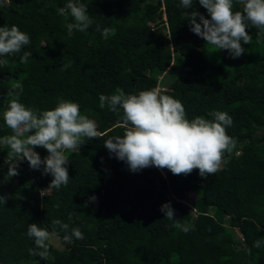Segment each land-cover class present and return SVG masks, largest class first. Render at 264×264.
<instances>
[{"label": "trees", "instance_id": "1", "mask_svg": "<svg viewBox=\"0 0 264 264\" xmlns=\"http://www.w3.org/2000/svg\"><path fill=\"white\" fill-rule=\"evenodd\" d=\"M67 2L0 0V27L15 25L30 37L21 53L0 57L9 61L0 66V137L12 134L3 112L15 84L22 87L26 107L45 111L61 99L78 103L100 133L74 153L65 152L68 185L50 191L54 177L43 175V166L31 169L26 159L19 174L9 176L15 160L6 163L8 149L0 145V196L8 197L0 203V264H264V35L249 26L252 40L242 42L245 51L235 59L206 45L184 14L199 11L210 19L198 0L190 9L180 7L181 0H80L93 24L70 33L66 24L75 21L57 11ZM242 10L234 0L233 12ZM96 25L115 28L116 34L104 38ZM160 30L168 35L154 36ZM24 52L32 53L27 64L20 63ZM157 86L183 104L190 121L211 120L213 111L232 117L226 133L236 148L225 152L214 175L201 177L198 169L174 175L156 167L165 175L156 178L148 168L133 173L104 147L127 129L122 113L99 107V96ZM35 151L42 160L49 155L42 147ZM190 191L196 195L191 208L182 203ZM93 196L97 199L90 201ZM164 204L174 209V220L189 227L187 233L166 218ZM56 219L69 225L67 234L79 227L84 239L66 243L64 250L47 242L46 260L30 256L35 245L28 226L52 232ZM55 230L63 240L66 233ZM256 240L260 248L253 247Z\"/></svg>", "mask_w": 264, "mask_h": 264}, {"label": "clouds", "instance_id": "2", "mask_svg": "<svg viewBox=\"0 0 264 264\" xmlns=\"http://www.w3.org/2000/svg\"><path fill=\"white\" fill-rule=\"evenodd\" d=\"M207 10L210 19L199 11L184 14L190 17V31L220 50H227L233 59L240 57L245 49L243 44H249L252 37L246 29L249 26L258 29L259 36L264 35V0H235L242 6V11L233 12L234 0H198ZM193 0H181L180 7L193 8ZM58 14L68 20L69 16L75 23H67L71 33L73 29L85 32L93 21L88 14V7L80 0H68L64 7L59 8ZM199 20V22H198ZM95 30L104 38L115 35V28ZM259 36L257 42H259ZM30 44V37L13 25L0 27V57L21 53L24 46ZM30 52L20 56V63L27 64ZM8 59H0V66H7ZM15 89H19L16 91ZM22 87L14 85V90L7 93L11 97L8 107L3 112V120L12 134L0 137V145L8 149L6 163L15 160L8 170L11 177L17 176L19 163L25 159L33 170H40L43 175L51 174L54 179L47 190L67 186L69 163L66 151L75 152L85 139L97 138L94 121L87 115H82L78 103L61 99L53 110L40 111L26 107L20 102ZM121 116L122 124L127 130L121 136L109 137L104 141V147L115 154L118 160L126 161L130 170H139L154 166L167 169L174 175H189L198 169L201 177L214 175L223 162L225 152L231 154L236 148L237 141L226 133V128L233 124L232 117L227 112L213 111L208 116L196 117L191 121L186 118L183 104L173 97L162 94L157 86L138 94L126 95L123 89L117 88L115 94L99 96V107ZM28 134V135H26ZM42 147L49 153L43 160L35 151ZM95 196L90 201H95ZM8 197L0 196V203L6 204ZM87 207V204L84 205ZM58 208L59 205H56ZM161 211L167 219L174 221V226L187 233L189 227L174 220V209L170 204H164ZM53 231L41 228L37 224L28 226L27 236L34 240V248H29L30 256H38L46 260L49 255V242L57 236L56 228L64 231L65 243L74 239L83 240L84 236L79 227L72 228L59 219L52 222ZM253 247L260 248L261 240H256Z\"/></svg>", "mask_w": 264, "mask_h": 264}, {"label": "rangeland", "instance_id": "3", "mask_svg": "<svg viewBox=\"0 0 264 264\" xmlns=\"http://www.w3.org/2000/svg\"><path fill=\"white\" fill-rule=\"evenodd\" d=\"M168 35V31H164V30H160V31H156L154 36H158V35ZM61 47H63V45H61ZM67 51H71L70 49H67ZM223 164V163H222ZM221 164V165H222ZM148 169L151 171L152 175L156 178L160 177L162 174L165 175V171H158L156 170V168L154 166L148 167ZM196 198L195 193L193 192H188L187 196L182 200V203L186 206H188L189 208L192 207V204L194 202ZM193 212V211H192ZM194 213V212H193ZM234 235H235V239L236 241H241L242 242V235L240 234V232H238L237 230L234 231ZM51 246H53L54 248L58 249V250H64L66 248V243L61 240L58 239V237H53L49 242H48ZM243 243V242H242ZM172 246L173 243H172ZM174 248V247H173ZM105 264H109V262H106Z\"/></svg>", "mask_w": 264, "mask_h": 264}, {"label": "built area", "instance_id": "4", "mask_svg": "<svg viewBox=\"0 0 264 264\" xmlns=\"http://www.w3.org/2000/svg\"><path fill=\"white\" fill-rule=\"evenodd\" d=\"M242 242H244V240L242 239Z\"/></svg>", "mask_w": 264, "mask_h": 264}]
</instances>
